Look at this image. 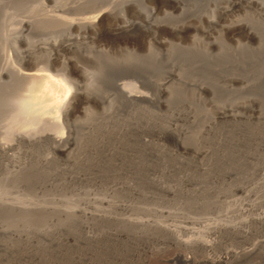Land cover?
I'll return each instance as SVG.
<instances>
[{
  "label": "bare ground",
  "instance_id": "1",
  "mask_svg": "<svg viewBox=\"0 0 264 264\" xmlns=\"http://www.w3.org/2000/svg\"><path fill=\"white\" fill-rule=\"evenodd\" d=\"M212 1L218 7L210 15L209 9ZM211 7L213 8V6ZM246 8H254L255 11L264 15V0H220L219 2L216 0H0V136L5 139L0 138V173H3V177L0 178V237L5 242H0V264H11L7 256L13 255V252L34 257L35 251L33 252L28 247L32 239L34 242L35 236L38 237V241L43 242L42 239H45L46 241H44L47 243L48 239V241L56 243L49 238L57 237L53 234H55V230H59L63 233L61 240L67 243L79 242L82 234L85 240L94 241L101 235V233H97L98 229L102 228L101 226H106V229L111 226L112 230L114 228L113 234L122 236V238L123 236H132L133 239L135 238V242L137 240V243L142 245L139 246V249L142 250L141 252L144 251L146 256L148 255L147 258L160 254L161 260L165 264L173 261L178 264H221L224 262L232 264L244 260V258L246 260L264 258V239L256 240L251 247L241 250L230 249V246L224 247L225 250L229 249L223 258L210 254L214 249L221 248L228 239L246 240L252 238L254 229L264 228V211L258 212L260 207H264V181H260V179L248 182L252 183L251 185L241 183L235 187V192L244 194L249 200V202L244 201L246 198L243 200L246 203L244 206H247L245 211L241 209L242 207L238 208L227 201L225 204L224 201L219 206L223 210L221 212L218 210L220 213L215 215L216 219L210 221L209 217L208 221L210 222L205 225L203 220L201 221L205 216L201 218L199 214L197 217L187 212L186 209L189 210L194 205L189 198L187 199L190 203L179 202L180 199L177 201V197L176 201L172 199L175 203L177 202V205L174 210L168 211H157L156 207L155 211L154 208L127 204L130 210L137 211L131 212L129 216L121 215L120 217L112 212L114 204H116L115 199L83 200L90 206V211H86L87 208L81 209L78 202H75L74 199L72 201L71 198L65 200V198H56L57 196H55L43 199L44 197L48 198L51 190L61 191L57 189L62 188L64 182L103 178L102 170L104 173L108 171L102 168L103 161V165L105 161L106 163L111 161L114 164L116 160L126 164L128 162L142 163V160L145 161V156L142 157V154L151 153V156H157L161 146L158 137H174L184 152H190L196 157L202 156L203 159H207L213 156L212 146L203 148L201 145L200 138L201 131H203L200 129L201 126L194 134L195 136L189 135L191 138H187V140L182 138V135H179L174 128H171L172 120H180L182 116H187L189 119L192 117V120L199 121L195 120V114L190 113L192 116H184L185 113L183 112V114L179 109L180 105L178 108H176L177 105H173L170 114L165 115L159 114L157 108L163 104L168 106L174 104V92L181 85L184 86L181 84L177 87L174 83L183 81L184 70L189 72L193 69L191 71L193 72L198 68H206L211 64L210 61L214 66L219 63L226 65L227 62H236L237 64V62L243 61L242 63H244L251 56L263 57L264 61V32H260L249 23L246 24L248 20L245 21V19L243 20L246 25L242 19L237 20L236 23L232 22V24H220L221 21L223 22L222 16L226 17L229 14L232 15V12L235 13V10H245ZM132 13L136 14L138 18H132ZM246 18L253 19L249 14ZM113 19L120 21V23L109 27L113 34L104 36L103 33L96 32V27ZM243 26V31L248 36L243 38L249 41L256 40L258 47L256 48V45L253 47L247 42L244 44L239 42V52H234L237 50L232 51L230 47L228 48L224 34L233 39L229 35L232 36L237 29L240 31ZM197 31L210 37L213 36L212 31H218L219 37H213L212 42L202 43L204 47L201 49L202 44L199 45L201 39H199L200 41L196 39L198 35L196 37L194 35V39H191L193 40L192 44L188 43L189 45L174 43L169 39V37L189 39L190 36H193L192 33L190 35V32ZM162 48L165 51L162 52ZM209 49L215 50V53L212 55ZM234 66L236 65L234 64ZM216 67L218 68V66ZM232 68L234 69L233 66ZM204 70L207 71V68ZM110 76H113L109 78L112 82L113 78L115 79L114 76H116V80L117 77L123 79L126 76H130L132 79L115 82L116 97H114L111 93L100 91L101 82L107 83L105 80ZM177 78L178 80H176ZM249 81L248 88H254L253 80ZM198 82H200V86H195V91L197 92L196 89L201 88L199 93L201 91L212 92V87H215L214 83H210V81H207L209 84H204V80ZM202 82L204 83L201 86ZM255 84L258 85V83ZM140 87H149L152 93L142 91ZM161 92H167L169 99H162ZM116 98L126 107L125 110L119 109V106L116 105L118 101ZM90 105L102 110L98 116L92 115L94 112L91 113V111L94 110H89ZM155 107L157 108L155 109ZM182 107L184 109L186 106ZM77 109L83 110L84 118L74 117ZM235 109L233 107L230 110L220 111V117L225 118L226 121L238 120L241 113ZM175 110L179 111L175 112ZM185 112L188 113V110L185 109ZM214 120H209V122L213 123ZM197 124L195 125L197 126ZM207 124L209 130H216L215 124ZM201 128L203 129V126ZM224 135V133H219L220 137ZM224 144L223 142L220 145L224 146ZM220 145L218 144V146ZM20 146L23 150L19 148ZM257 146L259 149L254 147V150L256 149L258 153L253 151L252 153L255 154L251 155L250 153V156H246V160L250 161L251 170L248 174L246 173L245 177L242 176L243 179L240 178L245 182L250 178H257L260 174L264 175V144L260 145L259 143ZM218 152L214 154L217 155ZM52 153L63 159L56 158L55 161V155H51ZM223 153L225 152H222V155ZM216 158L214 164L218 159ZM146 161L145 163H147ZM119 163L117 162V165ZM156 165L158 164L156 163ZM110 166L113 165L106 164V168ZM115 166L113 167L115 168ZM129 168L124 169L122 173L120 172L121 174L117 173L115 177L125 179L128 176L125 177L127 172L131 173L130 169L132 168ZM110 169L113 170V168ZM237 173L238 178L244 174ZM111 175H109L110 178ZM55 177H60L63 181H60L61 183L58 182L59 180L56 183L50 182L52 184L48 188L47 182L49 181L47 180H54ZM240 179L239 181L237 178L234 180H237L239 184ZM114 180L116 181V179ZM17 183L31 184L37 188L33 193L30 192L32 197L28 200H23L19 194L11 197L12 187ZM179 187L181 188L180 185ZM127 188L130 186L128 185ZM176 188H178V184ZM176 188L170 187L165 189V192H175ZM40 193L41 197L44 196L43 198L39 197ZM118 193L121 195L122 191ZM193 194L192 198L197 197L196 193L194 196ZM190 195L186 196L190 197ZM207 199L205 198V200ZM214 199L211 202H214ZM80 202L82 201L80 200ZM219 202L221 201L215 203ZM208 204L209 202L206 205L199 204L198 207L208 206ZM212 205L214 204L212 203L211 207ZM201 209L205 210L206 208ZM184 210L186 211L184 212ZM12 213L16 214L15 217ZM148 213H152V218ZM142 214L143 216L146 214V217L140 216ZM209 214L211 213L209 212ZM177 217H182L184 224L186 223L185 226L197 224V221L200 225L203 224V229L202 226L200 227L202 229L201 233L199 232L200 235L183 238L180 234L183 227L171 224L170 221L172 218L175 221ZM193 226L192 229H194ZM187 228L189 227H186V231ZM190 228L187 233L190 232L193 235L196 230L193 232L190 231ZM200 228L198 229L200 230ZM59 231H57L58 234ZM79 231L82 233L81 235H79ZM104 231L106 230L104 229ZM207 233L213 234L214 238L204 237ZM109 235L111 234L109 233ZM209 235L207 234V237ZM17 241L23 243V246L15 247ZM154 241L160 242L162 248L168 247L170 250L173 248L169 249V247L173 246L174 249L168 256L161 253L163 250L160 251L159 245H157L158 249L153 246L154 249L148 250L149 247H152L149 243L153 242L156 245ZM38 243L39 246H42L40 242ZM57 244H64V242ZM147 244L149 247H146ZM233 245L236 244L233 243ZM168 250L164 249L166 252ZM13 257L10 258L14 260ZM23 257L25 260V256Z\"/></svg>",
  "mask_w": 264,
  "mask_h": 264
},
{
  "label": "rangeland",
  "instance_id": "2",
  "mask_svg": "<svg viewBox=\"0 0 264 264\" xmlns=\"http://www.w3.org/2000/svg\"><path fill=\"white\" fill-rule=\"evenodd\" d=\"M216 1L219 2L220 0H216ZM210 4L211 5H210L209 10L211 12L210 13V15H211L215 11L214 9H217L218 6L216 5V3L214 1H212ZM211 6H213V8ZM215 6H216V8H215ZM167 9L170 10V8H167ZM249 9L250 8H246L245 10L244 9H238L237 11L235 10V13L232 12V15L229 14V16H226V17L222 16L221 18L223 19V22L221 21L220 24H223V23H231L232 24V22L236 23L237 20L242 19V21H244L243 19H245V21L248 20V21H246V24L249 23V25L256 27L260 32L263 33L264 32V22H263L264 21V15L263 14L261 15L260 13L255 11L254 8L250 9V10ZM195 12L198 13L199 11H195ZM248 14L253 19L246 18V17H248ZM131 17L135 18V19L138 18L137 15L134 13H132ZM245 21L243 22L244 24H245ZM118 23H120V21L115 20V19H113L112 21H105L101 25L96 27L97 28L96 32L103 33L104 36H108L109 34H113L112 30L109 27L114 25V24H118ZM244 26H243V28H240V31L237 29L235 31L236 33H234L232 36L229 35V37H233V39L228 38V35L224 34V37L226 38L225 42H226V44H228L227 45L228 48L230 47V50H232V51L237 50L234 52H239L240 43L244 44L247 42L248 44L250 43V45L253 47H255V45H256V48L258 47V44H257L258 42L256 40H252V41L250 40L249 41L248 39L243 38V37H248L243 31ZM198 32L199 31L194 32V33L190 32V35L193 34V36L192 37L190 36L189 39H185L184 37H176V38L169 37V39L174 43H180L182 45H189V44H192L193 40H191V39H194V35H195V37L198 35L196 37V39H197V41H200L199 39H201V43L199 44V45H201L202 43H208L210 41L212 42V40H214L215 37H219L218 33H217L218 31H212L213 32L212 37H210L208 35H203L202 32H199V33ZM235 35L236 36L238 35V36L236 37ZM203 36H205V37H203ZM236 38H237V40H236ZM188 40H190V41H188ZM202 40H203V42H202ZM237 45H238V47H237ZM203 47L204 46L202 44L200 49ZM161 50H162V52L165 51V49H163V48ZM209 51H211L212 55H213V53H215V50L212 51L209 49ZM253 57H255V58H253ZM253 57L252 56L249 57V60H248L249 62L244 61V63H242L243 62L242 61V62H237V64H236V62H233L236 66H234V64L232 62L231 63L227 62L226 65L220 64V63H219V65L215 64L216 66H218V68H217L216 66L212 65L213 62L210 61L211 64L209 66H206L207 71L204 70L206 68H202V69L198 68L193 72H191L193 69H191V71L189 70V72L187 70H184V73L182 74V75H184V76H182L183 81L179 82V83H176L178 81H175V83H174L177 87H179L181 84H184V86L181 85L180 88H178V89L176 88L177 90L174 92L175 94L173 95L174 104L172 103V105L170 104V106L163 104V105H159L158 108L155 107V109L157 108L159 114H162V115L170 114V111H172V107H174L176 105H177L176 108H178L179 105L181 106V108L179 106V109H180V111H182V113L183 112L185 113V114L183 113L184 116L191 115L190 113H193L192 115L195 114L196 115L195 120L197 119L199 121L192 120L193 119L192 117L189 119V117H187V116L186 117L182 116V119H180V120L179 119L178 120H176V119L172 120L171 128H174L175 131L179 133V135H182V138L184 137L185 140H187V138H191V136H189V135L193 136L194 134L197 133L196 131L199 130L198 128L200 126L201 127L203 126V129L200 127V129L203 130V131H201V138H200L202 141L201 145L203 146V148H207L209 146L210 147L212 146L211 149H213V151H214L213 156H210L207 159H203L202 156L196 157V156H194V154H192L190 152L189 153L184 152L180 147V143L178 141H176L174 137H171V136H168V137L162 136V137H158V138L156 137L161 144V146H160L161 149L159 148L160 153L157 155L158 158L155 155L151 156V153H149L147 155L146 154L141 155L142 157L145 156L144 157L145 161L148 160V161H146L147 163H145V161L142 160L144 158L141 159L142 163L128 162L126 164V163H121L120 160L119 161L116 160V163H114V164L111 161H110V163L109 162L106 163V161H105V163L103 165V162H104L103 161L101 163L103 166L102 168L106 169V171L108 170L110 172L109 173L107 171L106 173H104V170H102V173L104 174L103 178L101 177L100 179H96V180L95 179H93V180L79 179L78 181L75 180V181L64 182L62 184V188L57 189V190H61V191L55 192V189H54V190H51L52 192L49 191L48 198L44 197V196H43L44 198L41 197L42 196L41 193L39 194V197L43 198V199H49L50 197L57 196L56 198H62V199L65 198V200H69L71 198L72 201L74 199V200H76L75 202H78V205L80 206L81 209L87 208V209H85L86 211L91 210L90 206L88 204L84 203V201H86L88 199H90L92 201L93 200L95 201V199L98 200L100 198H108V199H112V200L115 199L114 201L116 204H114V208L112 209V212L116 215H119V217L121 215H123V216L128 215L129 216L131 212L137 211V210H134V211L130 210V208L127 206V204L137 205V206H142V207H147V208H152V209L154 208L155 211H156V208H157V211L158 210L159 211H168V210H174L175 205H177V202L175 203L174 201H176V200L178 201L180 199L179 202H186V203L189 202L190 203V201H191V203L194 204L193 207L190 208L189 210L186 209L188 213H190L191 215L193 214L197 217L200 216L201 218H203L205 216L207 218L206 219L204 217L203 219H201V221L203 220L202 222L204 225L209 223L210 221H213V219L223 210L219 206L222 205L224 201L225 202L227 201L228 203L231 202L235 206H238V208L242 207L241 209L244 210L245 207H247V206H244V204H246L245 202H249V200L245 197L244 194H242V193L239 194V192H235V187L240 185L241 183H243L245 185L250 184L248 182H252L251 180L254 181V180L260 179V181H264V177H263L264 175L262 176L261 174H260V176H258L259 178L258 177L255 179L250 178L249 181H246L247 183L245 182V180H241L251 170L250 161H249V159L246 160V156L249 155L250 153H251V155L255 154V153H252L253 151L257 152V150L259 149L257 144L258 145H259V143H260V145L264 144V142H263L264 141V94H263L264 93V63H263L264 61L262 59L263 57H260V56H253ZM250 60H251V62H250ZM228 65H229V67H228ZM226 66L229 70L226 68ZM232 66L234 67V69L232 68ZM237 66H238V68L236 69ZM56 74H59V73H56ZM112 77L113 76L107 77L106 78L107 80L104 79L108 84L105 82L104 83L101 82V84H100L101 90L100 91L101 92L104 91V93L107 92V94L111 93L114 95V97H116V92H115V90H116L115 84L116 83L115 82L129 81L132 79V77L126 76V77H123V79H121V78L119 79L117 77V80H116V76H114L115 79L113 78V82L111 79H109ZM249 77H250V79L253 80L252 84L254 83V85H255L254 88H248L249 86L247 83L250 80ZM176 80H178V78ZM202 80H204L205 83L202 82L201 86L203 85V83L209 84V82H207V81H210V83H214L213 85H215V87L210 84V86H213L212 92L201 91L202 93L201 92L199 93L201 88L196 89L197 92L195 91V88H196L195 86H197V87L200 86V84H199L200 82H198V81H202ZM109 81H111V82H109ZM257 81H259V82H257ZM250 82L251 81H249V84H251ZM255 83H258V85ZM177 84H179V85H177ZM100 87H99V89H100ZM193 87H194V90H193ZM245 87H247V88H245ZM213 89H215V91H213ZM249 89H251V90H249ZM140 90L152 93V90L149 87H140ZM161 93H162V95H161L162 99H167V100L169 99V94L167 92H161ZM166 97H168V98H166ZM116 99L118 100L116 102V105L119 106V109L125 110L126 107H124V105L119 102L118 98H116ZM217 102H218V104H217ZM90 106L92 108L90 107L89 110L90 111H91V109L94 110V111H91V113L94 112L92 114L93 116L94 115L98 116L100 114V111H102V110H100V108H97L94 105H90ZM182 106H186L187 108L184 107V109H182L183 108ZM93 107H96V108H93ZM233 107L236 108L235 110H237L241 113V116H239L237 118L238 120L234 121L235 123L233 122V120L232 121H229V120L226 121L225 118L220 117V114H221L220 111H222L224 109L230 110V109H233ZM185 109L188 110V113L185 112ZM75 110H76V108H75ZM82 111L83 110H81V109L76 111L74 113L75 114L74 117L75 118L79 117V119H80V117H81V119L84 118L85 116H83L84 113ZM178 111L175 110V112H178ZM187 119L190 120L191 122H189ZM212 119H215L213 121V123L209 122V120L212 121ZM192 121H194V122L192 123ZM207 123H210L212 125L215 124L217 126V127H215L216 130H212V131L209 130L208 129L209 125ZM195 124H197V126ZM201 124H204V125H201ZM207 125H208V127H207ZM204 126H206V127H204ZM219 133H222V134L224 133L225 135L223 137H225V138L220 137ZM217 136H219V137H217ZM202 137H203V139H202ZM0 138L3 139L1 136H0ZM3 140H5V139H3ZM232 140H234V141H232ZM219 141H220V143H219ZM223 142L225 143L224 146L220 145V144H223ZM218 144L222 147L220 148V146H218ZM227 147H229L228 152H227ZM254 147L257 150L256 149L254 150ZM19 148L22 149L21 146ZM223 148H224V150H223ZM218 150H219V152H218ZM163 151H164V153H162ZM216 151L218 152L217 155H215L217 153ZM222 152H225V153H223V155L225 154L224 157L222 155ZM162 154H164V155H162ZM219 154L222 155V158H221V155H219ZM51 155H55V157H54L55 161L59 158L63 159L61 156H56V154H54V153H52ZM129 155H131V154H129ZM159 155L160 156L162 155V157H159ZM163 156L164 157L166 156V158H164ZM215 158L217 160H216V163L214 164ZM61 159H59V160H61ZM157 160H159V161H157ZM162 160L163 161L165 160V162H163ZM117 162L118 163L120 162L118 165H120V164L121 165L126 164V165L120 167L117 165ZM156 163L158 165H156ZM159 163L163 164V165L161 166ZM106 164L113 165V166L117 165V166H115V168L113 166L106 168ZM132 165H134V166H132ZM215 165H217V166H215ZM127 167L132 168V169L129 168L131 173L128 174V172H127V174L125 175V177L128 175L126 178H129L128 179L129 181L126 178L125 179L124 178H118L117 179V177H115V175L117 173H120V172L122 173V171H124V169L127 170L128 169ZM134 167H135V169H134ZM146 167H149V168H146ZM208 167H210V168H208ZM110 168H113V170H111ZM136 168H138V169H136ZM203 168L206 170H204ZM0 169H1V167H0ZM243 169L246 170L245 173H244ZM227 170H229V171H227ZM241 170H243V171H241ZM233 172H234V174H232ZM237 172H240V173L242 172L244 174H241L238 178ZM2 174L0 173V178L3 177ZM105 175H107V176H105ZM109 175H111V178ZM234 175H235V177H234ZM60 177H55V179H54L55 181L52 179L47 180V181H49V182H47L48 188H50L49 187L50 184L56 183L58 180H59L58 182H60L61 181ZM105 177L108 178L109 180L104 179ZM233 177H234V179L237 178L238 181L241 178L240 183L238 184L237 180H234V179L232 180ZM154 178L157 180H155ZM114 179H116V181ZM235 181H237V182H235ZM50 182H52V183H50ZM184 183H186V184H184ZM233 183H235V184L233 185ZM23 184L17 183L16 186L14 185V187H12V192H10L11 197H14L16 194H19L23 200H28L29 198L32 197L31 193H33V191H35V189L37 187H35V185H31V184H28V185H25V184L23 185ZM125 184L127 186L129 185L130 188H127V186ZM177 184H178V188H176ZM181 184H183V185H181ZM168 185L170 187L176 188L175 192L173 191L176 196L173 194L172 191H171L172 193L169 191L165 192L166 191L165 189L170 188ZM179 185L181 186V188L179 187ZM229 185H231L232 187ZM121 186H123V188H120ZM184 187H186V188L184 189ZM215 188L218 189L219 191L218 190L216 191ZM182 189H183V193H182ZM192 190H193V192H191ZM225 190L227 191V193ZM119 191H122L121 195L118 193ZM176 191H178V192L176 193ZM194 191H196V192H194ZM187 192H188V194H187ZM197 192H198L199 196L197 195ZM206 192H208V193H206ZM190 193H191V195H190ZM192 193H194L193 196L196 193V196L198 198L195 196L192 198L191 197ZM58 194H61L62 196L58 195ZM225 194H226V196H225ZM184 195H185V197H184ZM186 195L187 196L190 195V197H187ZM66 197L67 198L69 197V198L67 199ZM85 197H86V199H84ZM175 198H176V200H175ZM187 198H189L190 201H188L189 199H187ZM205 198H208L207 200H209V201L205 200ZM245 198L247 201L244 200ZM202 199H204V200L202 201ZM213 199H214V202H211V201H213ZM80 200L82 202H80ZM192 200L196 201L198 203V205H197V203L193 202ZM200 201H201V203H200ZM218 201H221V202H219L218 204L215 203ZM207 202H209L208 206L198 207L200 205H206ZM227 202L225 204H227ZM79 203H81V204H79ZM165 203H166V205H165ZM173 203H175V204H173ZM212 203L215 206L212 205V207H211ZM169 205L172 207L169 208L168 207ZM203 207H205L207 210L206 209L202 210L201 208H203ZM208 207L209 208L215 207V208L211 209L212 210L211 211ZM121 208H123V209H121ZM124 208H127V209H124ZM263 208H264L263 206L260 207L258 212L259 213L262 212L260 210L264 211ZM194 209L196 210V212ZM200 209H201V211H200ZM186 210H184V212ZM181 211H183V210H181ZM201 212H203V213H201ZM209 212L211 214H209ZM196 213H197V215H196ZM12 214L15 217L16 214H14V213H12ZM198 214H199V216H198ZM145 215L143 216V214H142L140 216L146 217ZM149 215L152 218V213ZM155 217H158V216H155ZM153 218H154V215H153ZM181 218L182 217H177L175 219V221H174V218H172L173 221H172V219L170 220L169 218H163V219L164 220L169 219L172 223L169 222V220H166V222L168 221V223H171V224L174 223V225H177L179 227H183L182 230H180V234L182 235L183 238H186L187 236L190 237V236L200 235L199 232L201 233V230L204 227L202 222H200V219H199V222L202 225H200L197 221L196 222L197 224L193 223L192 225L187 224V226H185L186 223L184 224V221ZM208 218L210 219V221H208L209 220ZM204 219H205V221H207L206 223H204L205 222ZM179 221L182 223H180ZM181 224H182V226H181ZM190 225H191V228H190ZM192 226L194 229H192ZM101 227H102L101 229H98L101 232H99V231L97 232V233H101V235L99 236V234H98L99 239L97 238V240H94V241L85 240L83 237V234L80 233V231L78 233H79V235L82 234V236H81V240L79 242H73L72 241V242L67 243V242L61 240L63 233L59 230H55V234H53V236L57 235V237L54 236L55 239H54V237L49 238L50 240L53 239L54 241H56V243H53V241H48V239H47V243L45 242L46 241L45 239H42L43 242H41V241H38L37 240L38 237L35 236L36 238L34 237L35 238L34 242L32 239V242H30V246L28 247V249H31L33 252L35 251L34 257H32L28 254H24V253H22L20 255V252H18V253L15 252L16 254L13 252L12 254L14 255V257H13V255H10V256H7V258L10 259L11 264H134V263L135 264H163L164 263L161 260L162 256H160V254L157 255L156 257H154V256L148 257L149 258V260H148V258H147L148 255L146 256V254H144L145 252L144 251L141 252L142 250L139 249L140 248L139 246H142V245H140L139 242L137 243V240L135 242V238L133 239L132 236H123V238H122V236L119 237L118 235L113 234L114 228L112 230L111 226H109V227L107 226L108 227L107 229H106V226H101ZM186 227H189L190 231L196 230L195 231L196 233L193 231L194 234L192 235L189 232L190 233V235H189V233H187L189 228H187V231H186ZM103 228L106 231H104ZM198 228H200V230ZM184 229H185V231H184ZM258 229L260 231L257 229L253 230L254 233L252 235V238L246 239L249 241H246V240L236 241L237 239H233V240L228 239L225 242L226 245L223 244V246L221 248L214 249L213 251L210 252V254L214 257L223 258V256L226 255V252L229 249V248L228 249L226 248V250H225L224 247L230 246V249H235V248L237 249L238 248L237 250H241L244 248L251 247L256 240L264 239V228H258ZM96 230H97V228L95 229V231ZM57 231H59V234ZM197 231H198V234H197ZM109 233L111 235H109ZM60 234H61V236H60ZM207 234L209 235L210 233H207ZM207 234L204 236L207 239H209V238L213 239L214 238L213 234H210L209 237H207ZM2 240L3 239L1 238L0 242L5 243ZM128 240L131 241L130 244H129ZM5 241H9V240H5ZM38 242H40V245H42V246H39ZM59 242L60 243L64 242V244H57ZM155 242H156V245L153 244V242L149 243V245L152 247H149L148 244L146 245V247L147 246L149 247L148 250L152 249L153 246L156 249L160 248V251L161 250L164 251V249L168 250V247L167 248L160 247V245H161L160 242L158 243V241H154V243ZM17 243H16L15 247L17 245L20 247L23 246L22 245L23 243H20L18 241H17ZM44 243H45V245H44ZM233 243H235L236 245H233ZM157 245H159V247ZM41 248H43V249H41ZM130 248H132V249H130ZM170 248L174 249L173 246H170L169 249ZM173 249L168 250L167 251L168 253L166 251H164V253L162 251L161 253L168 256L171 254V251ZM147 254H148V252H147ZM11 256L14 258V260H12L10 258ZM21 256L22 257L25 256V260H24V257L22 258ZM168 264H178V263H174V261H173V262H170ZM221 264H228V263L224 262ZM232 264H264V258L258 257L256 259L253 258L250 260H246V258H244V260L242 259V260H240L238 262H234Z\"/></svg>",
  "mask_w": 264,
  "mask_h": 264
}]
</instances>
